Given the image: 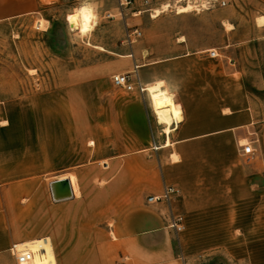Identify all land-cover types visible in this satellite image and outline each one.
I'll return each instance as SVG.
<instances>
[{
  "label": "crops",
  "instance_id": "obj_1",
  "mask_svg": "<svg viewBox=\"0 0 264 264\" xmlns=\"http://www.w3.org/2000/svg\"><path fill=\"white\" fill-rule=\"evenodd\" d=\"M40 6V0H0V22ZM210 51L145 64L132 60L135 54L123 56L131 57L123 73L139 66L142 85L153 77L178 84L174 103L160 110L166 126L157 124L146 94L123 90L98 106L97 128H83L76 149L72 115L61 127L51 115L41 119L32 154L2 128L0 252L24 244L32 264H56L54 254L65 264L78 257L80 264H264V156H243L239 147L252 142L256 112L242 75ZM90 162H102L103 170ZM48 176L50 183L67 179L73 197L93 178L103 180L107 186L97 192L128 210L114 219L113 237L84 223L75 232L73 216L58 217L66 200L35 204L30 194ZM164 186L179 191L170 207L147 205L145 198ZM24 194L28 204L21 203ZM169 209L183 217L178 235L168 227Z\"/></svg>",
  "mask_w": 264,
  "mask_h": 264
},
{
  "label": "rangeland",
  "instance_id": "obj_2",
  "mask_svg": "<svg viewBox=\"0 0 264 264\" xmlns=\"http://www.w3.org/2000/svg\"><path fill=\"white\" fill-rule=\"evenodd\" d=\"M225 1L227 5L220 7L218 2L207 5L204 0H191V9L185 10L178 8L186 4L164 2L162 7L153 6L152 13L138 14L145 9L138 1L121 8L119 0H96L101 22L86 39L69 31L65 23L67 13L79 0H40L35 13L0 22V130L8 129L4 135L16 140L22 153L32 154L34 131L40 130L41 119L51 115L61 127L65 116L72 115L75 149L79 148L83 128H97L98 106L109 103L108 94L123 92L113 87L111 78L124 74L131 60L124 55L135 54L132 60L145 64L216 50L217 59L234 65L243 77L257 119L251 136L253 156L263 157L264 0ZM134 30L141 36L129 42L128 35ZM100 120L104 122V115ZM107 164L112 171L113 166ZM89 167L103 170V163L90 162ZM52 180L43 178L41 187L30 194L35 204L42 206L45 199L53 204L49 190ZM83 183L89 185L85 178ZM76 184L79 191L77 178ZM90 185L83 194L79 192L78 197L61 203L58 217L73 216L75 232L84 223L90 232H104L111 238L114 219L128 210L117 208L119 203L97 192L107 186L103 180L95 177ZM26 197L22 204L29 203ZM54 257L56 264H65L64 257ZM74 261L80 264L79 257ZM0 264L16 262L3 251Z\"/></svg>",
  "mask_w": 264,
  "mask_h": 264
},
{
  "label": "built area",
  "instance_id": "obj_3",
  "mask_svg": "<svg viewBox=\"0 0 264 264\" xmlns=\"http://www.w3.org/2000/svg\"><path fill=\"white\" fill-rule=\"evenodd\" d=\"M140 2L143 7H145L144 10H140L138 14L141 12H147L152 13L154 6L162 7L164 6V2H175L178 4H188L191 2V0H119L120 7H125L128 5H133L136 2ZM207 5H210V3H219L220 7H225L227 5V2L225 0H204ZM169 7L170 5H166ZM141 34L134 30L131 34L128 35L129 42L131 41L132 37L138 38ZM209 55L211 58H219V53L216 50H212L209 52ZM139 66L134 65L133 71L130 73H124V74H116L113 75L111 78V83L113 87L117 89L124 90L125 92L131 93V92H138L140 95L146 94L143 90V85L141 84L138 76H137V70ZM241 149V154L243 156H253L255 154V148L253 146V142L246 143L244 145L239 146ZM179 195V191L173 187L164 186L163 191L161 194L156 196H149L146 199L147 205H164L167 207H170V203L172 199ZM167 223L168 227L174 231L176 235L181 233L184 229L183 225V217L179 215L173 214V212L169 209L167 213ZM10 255L14 258L16 264H32L33 262V254L31 251L27 249V247L24 246V244H12L8 250Z\"/></svg>",
  "mask_w": 264,
  "mask_h": 264
},
{
  "label": "clouds",
  "instance_id": "obj_4",
  "mask_svg": "<svg viewBox=\"0 0 264 264\" xmlns=\"http://www.w3.org/2000/svg\"><path fill=\"white\" fill-rule=\"evenodd\" d=\"M100 22L101 17L96 0H79V4L72 8L65 17L68 30L78 32L82 39L89 37ZM143 90L156 115L157 124L166 126L160 110L174 103L175 96L179 91L178 84L168 79L153 77L144 83ZM177 115H179L178 112Z\"/></svg>",
  "mask_w": 264,
  "mask_h": 264
},
{
  "label": "water",
  "instance_id": "obj_5",
  "mask_svg": "<svg viewBox=\"0 0 264 264\" xmlns=\"http://www.w3.org/2000/svg\"><path fill=\"white\" fill-rule=\"evenodd\" d=\"M49 189L54 202H61L73 198L71 185L67 179L51 182Z\"/></svg>",
  "mask_w": 264,
  "mask_h": 264
},
{
  "label": "bare ground",
  "instance_id": "obj_6",
  "mask_svg": "<svg viewBox=\"0 0 264 264\" xmlns=\"http://www.w3.org/2000/svg\"><path fill=\"white\" fill-rule=\"evenodd\" d=\"M177 6V5H176ZM175 8V7H174ZM185 9H191V6H190V3H188L187 4V6H185V7H180V8H178V10H185ZM157 12V11H156ZM157 15H158V12H157ZM155 17V16H154ZM182 40H183V38H182ZM182 43V42H181Z\"/></svg>",
  "mask_w": 264,
  "mask_h": 264
}]
</instances>
